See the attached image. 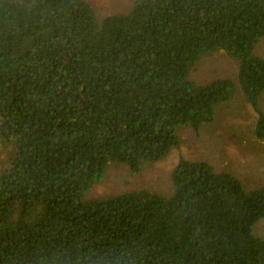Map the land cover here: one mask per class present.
I'll return each mask as SVG.
<instances>
[{
  "label": "trees",
  "instance_id": "obj_1",
  "mask_svg": "<svg viewBox=\"0 0 264 264\" xmlns=\"http://www.w3.org/2000/svg\"><path fill=\"white\" fill-rule=\"evenodd\" d=\"M263 38L264 0H133L102 20L84 0H0V264H264V187L208 162L180 159L170 196L87 199L109 166L166 159L237 88L263 140ZM218 52L237 78L194 82Z\"/></svg>",
  "mask_w": 264,
  "mask_h": 264
},
{
  "label": "rangeland",
  "instance_id": "obj_2",
  "mask_svg": "<svg viewBox=\"0 0 264 264\" xmlns=\"http://www.w3.org/2000/svg\"><path fill=\"white\" fill-rule=\"evenodd\" d=\"M95 11L97 18L127 13L133 0H84ZM254 53L264 59V38ZM238 63L222 52L204 57L190 74V78L207 85L216 79L237 78ZM238 86V84H237ZM264 113V95L260 100ZM258 121L241 89L228 102L215 108V118L204 125L198 134L191 128L178 131L181 145L164 160L146 166L139 174L128 167L109 166L105 179L87 194V199H101L134 190L145 189L170 196L171 174L180 159L208 162L216 172L229 173L239 178L247 190L264 187V139L255 137ZM10 152L0 147V171L10 160ZM255 236L264 237V220L253 229Z\"/></svg>",
  "mask_w": 264,
  "mask_h": 264
}]
</instances>
